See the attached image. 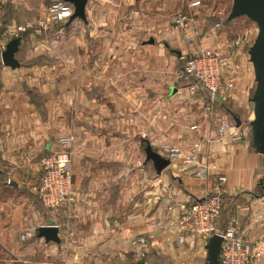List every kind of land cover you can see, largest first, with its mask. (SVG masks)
I'll return each instance as SVG.
<instances>
[{"label":"crops","instance_id":"obj_1","mask_svg":"<svg viewBox=\"0 0 264 264\" xmlns=\"http://www.w3.org/2000/svg\"><path fill=\"white\" fill-rule=\"evenodd\" d=\"M193 1L87 0L85 20L21 33L17 67L0 57V264H205L207 240L190 234L186 220L215 174L227 178L219 228L234 227L252 246V264H264V195L254 192L264 155L248 139L217 136L204 115L209 101L195 102L179 78L182 55L232 50L224 80L234 87L211 101L215 112L232 121L235 114L247 127L254 88L249 45L231 49L209 3ZM46 4H7L0 55L7 28L42 18ZM179 15L186 16L180 26ZM66 135L73 136L72 193L48 211L36 191L38 160ZM157 141L186 152L201 142L207 173L177 161L157 173L145 153L147 142L157 152ZM41 225L56 226L59 241L39 237ZM28 231L32 236L22 240ZM139 238L146 240L143 255L131 244Z\"/></svg>","mask_w":264,"mask_h":264},{"label":"built area","instance_id":"obj_2","mask_svg":"<svg viewBox=\"0 0 264 264\" xmlns=\"http://www.w3.org/2000/svg\"><path fill=\"white\" fill-rule=\"evenodd\" d=\"M10 1L0 0V27L3 24L5 7ZM198 3V0L192 2L193 5ZM73 10L72 3L67 0H47L42 18L7 28L5 42L2 44L1 50L4 49L9 40L19 37L26 30L41 34L49 30L52 23L66 21L71 17ZM185 19V15H179L174 19V23L180 26ZM237 42V40L234 41V44ZM182 59L183 65L179 78L187 82L185 89L195 102L204 101L197 87V82H202L212 92V98L221 89H233V81L224 80V69L228 65L230 56H220L211 49L200 48L193 50L190 55H182ZM203 108L204 115L209 118L214 126L217 136H228L232 141L250 140V128L236 126L232 120L215 112L212 101L206 103ZM195 127L193 126V128ZM72 143L73 136L71 135L59 137L57 147L50 153L42 155L38 160L40 176L36 191L41 204L48 211L56 210L71 196L72 181L68 165L71 158ZM155 147L157 152L170 162L177 161L184 165H197L196 174L200 176L207 173L205 165H200L199 160V154L202 150L201 142L193 143L191 150L188 152L166 141H157ZM211 179L212 186L207 195L201 199H196L189 206L186 220L188 231L190 234L200 236L206 240L213 234H220L223 237L219 252L220 264H252L253 251L250 242L238 236L234 227H228L225 230L219 228L223 185L227 181L226 175L215 174ZM32 234L29 231L25 232L21 235V239H27ZM183 239L184 236L180 235L179 241ZM145 242L144 238H139L132 240L131 244L135 246L138 254L143 255L142 246Z\"/></svg>","mask_w":264,"mask_h":264},{"label":"water","instance_id":"obj_3","mask_svg":"<svg viewBox=\"0 0 264 264\" xmlns=\"http://www.w3.org/2000/svg\"><path fill=\"white\" fill-rule=\"evenodd\" d=\"M73 4L72 18L85 20V6L87 0H67ZM231 8L226 20L231 21L240 16H246L256 24L257 32L252 44L247 50L248 59L252 66L255 81L252 95L249 101L252 103L253 117L249 121L251 130L250 143L256 152L264 155V0H231ZM20 44V37L9 40L1 52V61L4 65L15 68L18 61L15 53ZM197 87L206 101L212 100V92L202 82H197ZM236 126L241 125L240 118L232 114ZM146 159L151 160L157 173L170 164V161L153 150L149 142L145 147ZM261 194L264 195V175L259 183ZM58 229L54 225H41L38 227V236L44 237L46 241H59ZM223 237L220 234L210 236L205 244V264H220L219 252Z\"/></svg>","mask_w":264,"mask_h":264},{"label":"rangeland","instance_id":"obj_4","mask_svg":"<svg viewBox=\"0 0 264 264\" xmlns=\"http://www.w3.org/2000/svg\"><path fill=\"white\" fill-rule=\"evenodd\" d=\"M208 2L209 3V7L211 9V16H212V20L213 22H217L218 27L217 28H225L228 32V43H230V46L232 47L231 49H234L235 46H239L240 42L244 43L242 44L244 46V48H247V45H251L256 32H257V27L256 24L249 20L246 16H240L237 17L231 21H227V23H225V19L226 17V11L229 12L230 8H231V0H202V2ZM227 1V2H226ZM227 4V8L224 9V5ZM221 8V10H223V15H218V10ZM228 14V13H227ZM236 23V24H234ZM239 38V40H237L238 42L236 44H234V41H236L235 39ZM249 48V47H248ZM248 50V49H247ZM232 50H230L227 54H225V56H232L233 52L231 53ZM217 53V52H216ZM220 56L223 55L222 53H218ZM183 65V60H182V64L181 67ZM224 73H225V69H224ZM254 85H255V81H254ZM254 89V88H253ZM252 111V109H251ZM251 117H253V113H250ZM246 126L248 128H250L249 124L247 123Z\"/></svg>","mask_w":264,"mask_h":264},{"label":"trees","instance_id":"obj_5","mask_svg":"<svg viewBox=\"0 0 264 264\" xmlns=\"http://www.w3.org/2000/svg\"><path fill=\"white\" fill-rule=\"evenodd\" d=\"M252 93H253V91H252ZM252 95V94H251ZM249 124V123H248ZM250 132H251V130H250ZM251 147H252V145H251ZM253 148V147H252ZM254 149V148H253ZM255 150V149H254ZM255 194H258V195H261V187H260V185L258 184V186L256 187V189H255ZM222 206H223V203H222ZM221 213H222V208H221ZM221 216V215H220Z\"/></svg>","mask_w":264,"mask_h":264}]
</instances>
